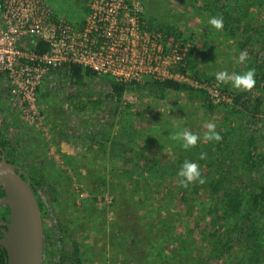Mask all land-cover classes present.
<instances>
[{"label":"rangeland","instance_id":"374dc122","mask_svg":"<svg viewBox=\"0 0 264 264\" xmlns=\"http://www.w3.org/2000/svg\"><path fill=\"white\" fill-rule=\"evenodd\" d=\"M47 1L58 16L74 24L83 20L84 0ZM139 1L144 19L167 35V44L174 41L167 30L181 33L196 70L210 80L217 81L220 71L241 74L255 68L260 38L253 34L252 43L242 48L241 29L248 24L264 34V6L243 16L240 0L226 1V8L215 0ZM211 17H222V30L209 25ZM245 51L248 59L241 64L238 57ZM58 72L43 80L34 118L13 105L10 85L0 76V140L13 149L10 157L28 176L55 190L47 194L56 198L52 211L40 209L46 263L61 250L71 252L75 241L82 264H201L206 234L233 221L219 218L209 193L182 194L177 173L187 160L199 165L202 176L248 175L241 150L249 132L264 150V90L255 93L263 103L256 125L233 106L218 104L209 112V102L199 94L167 91L157 99L147 88L125 92L112 115L116 104L105 98L106 79L85 77L75 84ZM220 85L234 98L241 92L230 83ZM209 123L227 136L223 146L204 141ZM185 129L200 137L190 150L169 138ZM202 152L206 159H199ZM223 158L226 164L219 161ZM58 223L66 228L60 247ZM259 253L257 261L235 250L216 264H264V243Z\"/></svg>","mask_w":264,"mask_h":264},{"label":"built area","instance_id":"2783aa9c","mask_svg":"<svg viewBox=\"0 0 264 264\" xmlns=\"http://www.w3.org/2000/svg\"><path fill=\"white\" fill-rule=\"evenodd\" d=\"M84 6L83 20L74 24L47 0H0V76L22 115L38 117L43 80L71 65L126 87L173 81L203 92L213 105H234L219 82L176 70L189 44H167V35L144 19L139 0H84ZM39 40L46 44L41 54L34 51Z\"/></svg>","mask_w":264,"mask_h":264},{"label":"trees","instance_id":"16d2710c","mask_svg":"<svg viewBox=\"0 0 264 264\" xmlns=\"http://www.w3.org/2000/svg\"><path fill=\"white\" fill-rule=\"evenodd\" d=\"M221 1L224 2L225 8L227 7L226 1H228L229 4L232 3V0H215V2ZM240 1L245 5L242 12L243 16H246L253 7L262 8L264 6V0ZM224 15L227 17L226 14ZM232 20L237 22V19L232 18ZM151 22L152 21H149L150 25ZM241 32V37L244 39L241 43L242 48L252 43L253 34H258L260 38V51L255 56L256 64L254 69L256 72V84L252 90L241 91L236 94L234 105L232 106L247 117L250 124L256 125L260 121V113L263 105L260 94L256 95L255 93L256 91L260 93V91L264 90V34L257 29H252L248 24L243 26ZM167 33L169 34L168 36L173 37L174 40L181 38V33L173 28L167 30ZM45 50L46 44L39 40L34 51L41 54ZM196 68L197 63L193 61L192 52H190L183 61V65L176 68V70L183 73L188 71L195 79H212L203 73H199ZM61 72H64L75 84L81 83L85 77L90 79L96 77L91 71H84L77 65L64 67ZM106 80L108 82V93L105 95V98L108 102L116 104V107L111 112L112 115L117 114V107L124 93L129 90L139 91L140 89L147 88L157 99H163L167 91H182L190 94H199L203 100H207L203 92L196 91L187 85L173 81H150L143 85L131 84L126 87L116 84L109 79ZM215 106L216 105L209 103L206 105V108L212 113ZM108 126L111 128L113 124L108 123ZM221 137L222 140L218 142V144L223 146L227 136L225 133H222ZM8 145L6 141L0 140L1 147L7 149L8 153L13 152V149ZM241 154L243 155L241 166L243 171L248 175H242V177L241 175H203L202 178L206 180L205 184L200 185L199 183H194L189 185L188 188L182 187L181 189L182 194L185 195L190 193V190L195 194H200L202 190L209 193L217 204L214 211L217 210L216 212L219 214V218L224 220L227 224L230 220L233 221L232 225H228L226 229L222 227L206 234L205 238L208 242V249L201 264H216L225 260L235 250H240L241 254L247 253L252 258H256L257 261L261 260L259 249H262L264 243V150L256 145L255 137L251 135V132H249L247 136L246 148L244 147L241 150ZM219 161L226 164L228 160L227 158H223L219 159ZM227 182L235 183L236 186L228 187V185H226ZM36 185L41 189L43 194L52 193V191H54V189L50 185H47L42 178L36 182ZM39 205L40 204H38V206ZM56 229L60 239L59 242H62V232H65L66 228L58 223ZM45 240L46 236L44 242H46ZM71 247L72 257L68 260L69 264H81L79 257L80 249L77 242L73 241ZM0 264H7V254L1 246ZM57 264H67V261L64 257H61Z\"/></svg>","mask_w":264,"mask_h":264},{"label":"water","instance_id":"95a60500","mask_svg":"<svg viewBox=\"0 0 264 264\" xmlns=\"http://www.w3.org/2000/svg\"><path fill=\"white\" fill-rule=\"evenodd\" d=\"M23 171L5 161L0 162V187L4 196L0 205L7 207L9 221L3 225L0 246L7 254V264H43V218Z\"/></svg>","mask_w":264,"mask_h":264},{"label":"clouds","instance_id":"9594fccd","mask_svg":"<svg viewBox=\"0 0 264 264\" xmlns=\"http://www.w3.org/2000/svg\"><path fill=\"white\" fill-rule=\"evenodd\" d=\"M208 23L211 27L216 30H222L223 28V19L222 17H211L208 20ZM248 59V53L241 52L238 57V62L243 64ZM255 69H249L244 73L237 74L235 72L229 73L228 71H220L215 74L217 82L223 84H231L235 89L240 91H250L255 87ZM173 141H177L181 144V147L184 150H190L195 148L200 141V137L197 134H194L187 129L180 131L175 134H171L169 137ZM205 142L215 141L220 142L222 140L221 135L216 131V125L209 123L207 125V131L203 137ZM206 153H200L199 159H206ZM177 176L179 178V185L183 188H188L189 185L194 183H199L203 185L206 183V180L202 178L201 170L199 165L196 162L184 161L181 168L179 169Z\"/></svg>","mask_w":264,"mask_h":264},{"label":"flooded vegetation","instance_id":"af4514ba","mask_svg":"<svg viewBox=\"0 0 264 264\" xmlns=\"http://www.w3.org/2000/svg\"><path fill=\"white\" fill-rule=\"evenodd\" d=\"M2 157L5 159V161L7 163L12 164L13 166L21 169V167L16 164L15 160L12 157H10L7 149H5L4 147L0 146V162L2 160ZM22 171H23L22 178L29 183V186H30L33 194L35 195L37 203L40 204L39 205L40 209L42 207H45V211H47L48 213H49V211H52V209L50 210V206L53 205V202L56 201V198L54 196L49 198L47 196V194H43L41 192V189L38 188L37 185H36V182L39 181V179L38 180H34L32 177L28 176L27 173L24 170H22ZM3 196H4V192H3V190L0 187V199ZM8 221H9V211H8L7 207L0 205V238L3 237V232L2 231L6 230V228H5V226L3 224L5 222H8ZM56 231H57V229H56ZM59 240L60 239H59V236H58L57 237L58 246L56 245L57 247H60L59 244H61V242H59ZM63 252L64 251L61 250V252H59L60 254H57L56 257L53 258L52 264H57L61 257H64L65 260L67 261V264H69L68 260L71 259L72 253L71 252L63 253ZM46 260H47V258H46V251H45V242H44V262H43V264H47ZM81 264H82V262H81Z\"/></svg>","mask_w":264,"mask_h":264},{"label":"crops","instance_id":"0c3cea01","mask_svg":"<svg viewBox=\"0 0 264 264\" xmlns=\"http://www.w3.org/2000/svg\"><path fill=\"white\" fill-rule=\"evenodd\" d=\"M54 73H59V72H58V71H57V72H53V73H51L50 75H48V77L51 76V75L54 74ZM79 254H80V253H79Z\"/></svg>","mask_w":264,"mask_h":264}]
</instances>
